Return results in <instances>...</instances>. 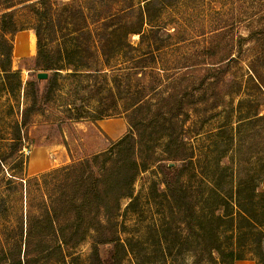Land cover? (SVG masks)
<instances>
[{"label":"rangeland","instance_id":"rangeland-1","mask_svg":"<svg viewBox=\"0 0 264 264\" xmlns=\"http://www.w3.org/2000/svg\"><path fill=\"white\" fill-rule=\"evenodd\" d=\"M85 1L56 0L58 16H55L50 26L43 28L42 36L45 46L56 53L58 49L63 50L64 45L70 44L71 36L78 35L77 39L72 40V44L76 42L78 45L69 47L65 56L69 57L71 65L88 69V74L76 73L65 77L68 70H62L45 113L31 116L29 122L21 128L20 151L9 146V137L11 126L20 119L21 110L27 102L26 83L28 80H36L39 93H42L48 87L53 71H45L48 74L46 79L36 78L37 72L42 70L34 66L36 36L32 26L36 20L29 8L16 10L19 30L5 35L11 50V71L18 73L3 80L0 71V264L11 262L14 251L13 228L19 223H25L29 217L34 218V222L40 219L43 191L50 184L41 179L31 182L26 179L107 148L110 139L116 140L119 137H111L100 127L104 121L116 125L115 131H121L120 136L127 129L123 108L118 105V100L128 93L124 80L127 77L125 72L130 71L129 63L125 61L120 49L111 50L114 44L106 47L110 54L109 65L104 64L103 56L91 43L85 45L88 41L76 30L82 22L77 8H82ZM144 2L145 0H102L105 5L99 6L93 14L104 18L115 14L119 19H134L138 6H142ZM158 6L156 3L150 7L153 17L157 21L161 20L171 30L179 29L181 32L184 43H181L179 51L188 56L181 61L200 64L201 76L206 66L219 69V78L215 84H211L213 77L207 74L201 86H195L196 89L192 87L194 94L198 92L205 99L190 107L184 125L183 152L191 157L195 166L194 171H184L180 182L186 186L185 203L194 202L196 212H200V208L204 207L201 205L205 191L202 184L205 173L243 178L264 176V0H162L159 9ZM112 28H116L115 35L121 33L117 27ZM127 41L136 45L138 35H129ZM201 46L206 47V51L195 58L191 57V52H200ZM137 49L130 51L132 54L146 51L145 45ZM0 50L1 69L6 66L7 48L5 46ZM97 69L103 71L98 72ZM149 70L148 66L144 68L146 75L143 79H152ZM175 70L173 72H178L173 78L176 85L181 83L183 87L190 82V73ZM153 71V74H157L155 81L162 77L160 74L163 71L156 68ZM118 79L121 87L115 86ZM165 80L162 78L159 84ZM110 87H113L112 92ZM137 88L140 86L132 81L133 94ZM142 93L156 96L155 91L145 90ZM64 103L82 107L86 110L84 117L78 121L61 122V118L67 115L63 112ZM101 109H107L103 112V118L93 122L91 116L98 114ZM62 139L66 145L62 143ZM149 154H153V161L134 180L131 206H128L131 199L122 198L116 215L115 238L127 250L121 264H189L199 253L203 243L201 233L196 227L190 231L186 225L190 209L179 213L175 210L171 214L170 207L175 209V204L169 205L167 198L163 196V179H173L184 162L167 159L162 140L156 143ZM68 156L70 160L66 161ZM168 165L174 166L176 171L170 172ZM220 166L224 168L221 169ZM32 170L37 173L31 174ZM183 203L184 201H180V204ZM208 204L211 205V202ZM257 204V213L260 215L256 217L264 220V210H261L264 202ZM212 222L214 225V219ZM242 224L245 222L242 221ZM260 230L263 233L250 227V231L236 239V242L242 244L240 251L244 259L233 264H258V240L264 254V227ZM91 236L92 232L87 231L79 246L64 248L63 254L53 252L52 241L43 243L32 239L26 247L29 250L28 264H88ZM221 241L227 248L235 238L224 235ZM24 247L21 242V256ZM109 247L104 244L98 246L101 259L109 258ZM201 264L210 263L204 259ZM216 264L228 263H221L219 257H216Z\"/></svg>","mask_w":264,"mask_h":264},{"label":"trees","instance_id":"trees-1","mask_svg":"<svg viewBox=\"0 0 264 264\" xmlns=\"http://www.w3.org/2000/svg\"><path fill=\"white\" fill-rule=\"evenodd\" d=\"M161 1L145 0L142 6H138L134 19H119L115 17V14H109L110 18L94 16L93 12L99 6L105 5L102 0H86L82 8H77L82 22L76 30L88 41L85 45L88 46L91 43L103 56L104 64L109 65L110 54L106 47L114 44L111 50L120 49L125 56V61L129 63L130 71L125 72L127 77L124 85L130 94L120 96L118 100V105L123 108L127 129L118 139H110L109 146L98 153L26 179L27 182L41 179L50 185H47L43 191L42 208L39 210L40 219L34 222L32 220L34 218L29 217L25 223H19L13 228L14 251L9 264H28L29 250L26 247L35 239L43 243L52 241L53 252L59 251L63 254L64 248L79 246L89 230L92 232V243L88 254V264H121L127 250L125 245L115 238V219L120 209V201L125 197L132 198L134 180L140 171L149 167L153 161V154H149V151L161 140L167 159L184 162L182 164L184 166L179 169L173 179L168 177L163 179L165 185L163 196L167 198L169 205L175 204V209L170 207L171 214L175 210L179 213L190 209L186 225L190 231L196 227L203 239L199 253L189 264H201L204 259L210 264H216V257H219L221 263L233 264L237 260L244 259L240 251L242 244L236 242V239L250 231V227L258 233H263L260 229L264 227V220L257 219L256 216L260 215L257 213V206H259L257 202H264V176L243 178L205 173L206 176L201 178L205 190L201 206L204 207L200 208V212L198 210L196 212L197 207L194 202L185 203L186 186L180 180L186 169L194 171L195 164L191 157L183 152L184 125L190 107L205 99L204 95H199L198 92L194 94L192 87L196 89L195 86H201L207 74L213 77L211 84H215L219 78V69L213 66L205 67L203 62L205 68L201 76L200 64L181 61L188 56L179 51L181 43H184L180 30H171L170 27L162 24L161 20L157 21L150 11V7L156 3L159 4V9ZM57 5L56 0H0V49L5 46L7 48L6 66L0 69L3 80L18 73L11 71V50L5 38L6 34L19 30L15 18L18 8H29L36 20L32 26L36 36L34 66L42 71H53L48 80L49 85L42 93H39L36 80H28L26 83L27 102L21 110L20 119L11 126L9 137V146L16 151L21 150V128L29 122L31 116L45 113L62 70L69 71L65 72V77L76 73L88 74L89 71L71 65L69 57L65 56L72 46L78 45L76 42L72 44V40L77 39L78 35L71 36L70 44L64 45L63 50L58 49L56 53L43 43L42 30L50 26L55 16H58L56 15ZM110 8L111 5L107 10L110 11ZM113 25L121 33L115 35L116 28H112ZM255 32L258 33V31ZM132 34L138 35L136 45L127 41V37ZM116 38L118 40H115ZM141 45H145L146 51L139 54L131 53L132 50H138L137 48ZM205 48L201 46L200 52L193 50L190 56L195 58L206 51ZM147 66L150 68L148 73L152 75L151 80L143 79L146 75V71L143 70ZM155 68L163 71V74H160L162 77L157 78V81H155L157 74H153ZM173 70H184L182 73H190L192 75L190 82L183 87L181 83L176 85L173 78L178 72ZM97 71H103V69H97ZM162 78L166 80L159 84ZM132 81L140 86L135 89L134 94L131 91ZM115 86L121 87L120 79L116 81ZM109 90L112 92L113 87ZM145 90L155 91L156 96L142 95V91ZM72 105L64 103V111H61L66 112L67 115L61 118V122L78 121L84 117L86 110ZM104 111L107 109L99 110L98 114L91 116V120L95 122L102 119ZM62 143L66 145L63 139ZM220 167L224 168V166ZM167 168L170 172L176 171L174 166L168 165ZM180 201L184 203L180 204ZM209 202L211 205L208 204ZM131 204L132 199L128 206L130 207ZM261 210H264V204ZM242 221L245 224H242ZM203 223L207 225L201 226ZM224 235L231 239L235 238V241H231L227 248L221 241ZM21 242L25 245L23 256L19 249ZM100 244L110 246L111 255L107 260L100 257L98 250ZM17 245L18 249H16ZM256 245L259 249L256 253L257 263L264 264L260 240Z\"/></svg>","mask_w":264,"mask_h":264},{"label":"crops","instance_id":"crops-1","mask_svg":"<svg viewBox=\"0 0 264 264\" xmlns=\"http://www.w3.org/2000/svg\"><path fill=\"white\" fill-rule=\"evenodd\" d=\"M119 118H121V117H119ZM99 123H100V122H99ZM117 123H118V125H120V122H117ZM100 127H101L102 129H104V131H105L107 134H109L111 137H120L121 131H119V132L115 131V129H116L115 127H116V125H114V124H109V123H106V122L104 121L103 123L100 124ZM68 160H70L69 156H68V158H67L66 161H68ZM33 161L35 162V161H36V158H34ZM35 173H37V172L34 171V170H32L31 174H35ZM29 174H30V172H29Z\"/></svg>","mask_w":264,"mask_h":264},{"label":"water","instance_id":"water-1","mask_svg":"<svg viewBox=\"0 0 264 264\" xmlns=\"http://www.w3.org/2000/svg\"><path fill=\"white\" fill-rule=\"evenodd\" d=\"M47 76H48V74L45 71H40V72H37V74H36V78L39 80L40 79H46Z\"/></svg>","mask_w":264,"mask_h":264},{"label":"bare ground","instance_id":"bare-ground-1","mask_svg":"<svg viewBox=\"0 0 264 264\" xmlns=\"http://www.w3.org/2000/svg\"><path fill=\"white\" fill-rule=\"evenodd\" d=\"M31 39V38H30ZM29 42V41H28ZM22 44V43H21ZM23 51V49H21Z\"/></svg>","mask_w":264,"mask_h":264}]
</instances>
